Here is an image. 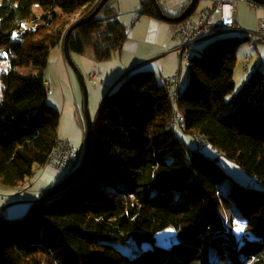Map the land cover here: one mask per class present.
Segmentation results:
<instances>
[{
  "label": "trees",
  "instance_id": "obj_1",
  "mask_svg": "<svg viewBox=\"0 0 264 264\" xmlns=\"http://www.w3.org/2000/svg\"><path fill=\"white\" fill-rule=\"evenodd\" d=\"M100 1L0 0V59L7 63L0 72V187L25 186L63 147L60 112L46 101L44 69L54 47L65 60L71 21L91 14ZM115 1L72 30L71 55L89 51L109 60L122 51L128 35ZM196 6L183 19L196 14ZM140 12L159 18L151 0L141 1ZM249 39L235 34L198 42L174 101L169 77L139 66L128 71L101 102L86 176L27 222L0 223V264H264V188L232 181L222 193L226 175L216 161L225 156L264 186V73L259 64L237 90L233 78L238 49ZM90 73L95 82L98 74ZM206 146L217 155L208 156ZM82 157L38 197L70 177ZM230 205L224 220L220 209ZM167 226L175 235L169 246L133 257L116 246L129 239L151 242Z\"/></svg>",
  "mask_w": 264,
  "mask_h": 264
},
{
  "label": "rangeland",
  "instance_id": "obj_2",
  "mask_svg": "<svg viewBox=\"0 0 264 264\" xmlns=\"http://www.w3.org/2000/svg\"><path fill=\"white\" fill-rule=\"evenodd\" d=\"M130 1L131 0L127 1L126 6L130 5ZM210 1L211 0H199L197 3V6H196V14L198 15V13H197L198 11H200L206 7H209L211 5ZM113 6L115 7V10H116V12H118V14L125 12V10H124L125 4H123V0H116L115 3H113ZM196 14L190 15L189 19L194 20L196 18ZM238 14H239L238 15L239 19L241 21V27H244V28L249 29V30H256V28H257V17L260 15H264V12L262 10L257 11L254 8L250 7L247 3L244 2V3H241L239 5ZM85 17H87V16H85ZM85 17L80 16V15L75 17V19L71 21L70 26L72 24L78 22L79 20L85 18ZM235 34L242 35L244 33H226V34H223L222 36L227 37V36L235 35ZM247 35H250V32H248ZM255 36H256L255 37L256 39H259V37H261L258 35H255ZM261 38L264 41V38L263 37H261ZM204 44H205V42H204ZM259 45H260L259 50L262 49V53H263V67H262V69H263V73H264V43L262 42ZM251 46H252V39L250 38L249 41L244 42L239 47L238 52H237V58H238L237 66L241 63V57H243V55L246 53L249 54L250 57H251V55H252V57H256V55L258 54V51L253 49ZM244 48H247V49H244ZM55 56H56L55 52L50 51L48 58H47V68L44 69V72H45L44 75L46 77L45 79L47 80V82H50L51 84L54 82V84L51 85L53 90L51 89V92L47 94L46 101H47V103H49L50 105H52L56 109H58L60 112V119H59V125H58V135H59L60 139H63L62 137L67 135V139H66L67 141L64 140L61 142H63V144L69 143L75 150H79L78 146L80 143H82V148H83L82 152H84V149H85V112H84V107H83V93H82V90L80 87V83L78 81L76 74L74 73V71L71 69L70 66H68L70 80H68V78L66 77V79L63 78L61 81L58 80V82L56 83V78H55L56 77L55 76L56 70H55L54 64H53V67H54L53 71H51V74L53 73V78L51 76L50 77L47 76L49 74L51 64L53 63L54 59L57 58V57L55 58ZM73 61L76 64L78 70L83 75V78H84V81L86 84V89H87V93H88L87 102H88L89 115H90L92 120L94 119L96 121V119H95L96 115L94 114L93 100H94L95 96L100 93L99 88L101 87L100 84H102V82H100V81H101V79L105 78V73L108 72V74H110V73L114 72L116 69H117V71H120L121 70V64H123V62L120 63V61H118V58L116 55H114L109 60H97V59L93 58L91 52H89V51L84 52V53H74L73 54ZM6 67H7L6 60L0 59V72L2 70H4ZM124 70L125 69H123L122 71H124ZM21 71L24 73H27V72H33L34 70L31 68H22ZM181 71L182 72L180 75V87H183L185 85L187 79H188V72L184 68H182ZM89 72H95L98 74V78L96 79L95 82H91L88 80L87 75ZM240 72H241V70H240ZM250 75H251V73L248 74V77ZM171 77H175L178 81L179 80V72H176ZM234 81H236L235 82V90H237V89H239V87L243 83V76H241L240 74H239V76L236 75ZM69 82H71L72 86ZM0 88H1V83H0ZM74 92H75V100L73 97ZM97 98H99V97H97ZM229 98H230V95H227L226 99H229ZM176 132H177L178 136L187 143L188 146L195 147V140L193 139V137L191 135L181 132L179 130V128H177ZM204 150L207 153V155L210 157H215V155H217L216 151L211 146H206L204 148ZM216 161L219 164V166L223 169V171L226 175L220 183V189H221L222 193H227L228 188H229L230 184L232 183V181H236L238 183L248 185L251 187L264 188V186H262L254 176L246 173V171L243 170L236 162L227 159L223 155H219L218 158L216 159ZM45 168H44V170H45ZM48 168H50V171H53V170L58 171V169H55L51 165H48ZM66 171H67L66 169H64V171L60 170V173H62V172L66 173ZM33 182L34 183L32 185L35 184L34 187H39L41 184L38 181V178L37 179L35 178ZM28 184L25 186H22L19 189H21V191H23L24 189L29 188ZM7 194H10V193H7ZM7 194H4V195H6V196H4L5 201H9L11 198H20L17 196L16 197H10V195H7ZM25 194H31V191H29ZM22 195H24V194H22ZM39 199H40L39 197L36 198L35 201L33 202V204H35V202ZM53 199H56V198H53ZM53 199L51 198V199L43 202L42 205H45V204L51 202ZM230 207H231V205L228 208L222 207L220 209L223 216L226 214L227 210ZM226 218H227V215L224 216V220H226ZM234 221H238V220H234ZM237 228H241L240 221L235 222L236 231H237ZM173 241H175L174 230L171 226H167V227L161 229L158 233H156L154 240H152L151 242H143L141 244H138L135 241H133L132 239H129L128 242H126L125 244L117 243L116 246L126 256H132L133 257V256L137 255L138 253L146 250V249L153 248L154 245L169 246Z\"/></svg>",
  "mask_w": 264,
  "mask_h": 264
},
{
  "label": "crops",
  "instance_id": "obj_3",
  "mask_svg": "<svg viewBox=\"0 0 264 264\" xmlns=\"http://www.w3.org/2000/svg\"><path fill=\"white\" fill-rule=\"evenodd\" d=\"M127 1L123 0V4H125L124 7L125 12L118 14L119 20L126 26L127 35H128L127 39L123 43L122 51L118 55H116L118 61H120V63L123 62V64H121L120 71H117L116 69L114 72L110 74H108L107 72L105 73V78L102 81H100L102 82V84H100L101 87L99 88L100 93L96 95L93 100L95 115L98 112V110H100L101 102L104 99L105 95H107L108 92L126 74L125 72L138 66L140 68H150L154 70V72L161 75L162 78L171 77L176 72H179L178 84L180 87V75L182 72L181 71L182 66L180 61L177 60L178 57L174 49L178 42L177 40H173L170 38L172 23L167 20L160 19V17L157 18L151 15L142 14L140 12L142 0H131L129 6H126ZM250 1H252L254 4L251 5L248 1H244V2L247 3L250 7L254 8L255 10L257 11L262 10L264 12V3L255 0H250ZM244 2H237L235 7L236 19L240 27H241V21L238 16L239 15L238 8L239 5ZM215 16L217 18L219 17L218 11H215ZM261 18H264V15H260L257 17V27H258V20ZM241 28L244 29L246 32H250L249 38L252 39L251 47L256 51H258L256 57H252V55L250 57V55L247 53L244 54L243 57H241V63L238 66L236 61L233 71V78L235 79L236 75L239 76L240 74L241 76H243V81L244 80L246 81V79H248V74L252 73L256 69V67L259 66V64L261 67H263V53H262V49L259 50L260 47L259 44L262 42L264 43V41L262 40L261 37H259V39H256L255 38L256 36L253 35V33L257 31V28L256 30H249L244 27ZM51 52H55L56 54L55 58L56 57L57 58L54 59L53 63L51 64L49 74L47 76L48 77L51 76L53 78V73L51 74V71H53L54 68L53 64H54L56 70L55 71L56 83L58 82V80L61 81L63 78L66 79V77L68 78V80H70L68 65L66 64L65 60L61 56H59L58 47L52 48ZM245 56L247 59V63H244ZM244 68H246L245 72H244ZM123 69L125 70L122 71ZM69 83L71 84V82ZM52 84H54V82ZM73 97L75 100V92L73 93ZM62 138L63 139L61 140H66L67 135L63 136ZM81 148H82V143H80L78 146L80 155H82L83 153L82 152L83 148L82 149ZM46 168L45 170L41 169V172L36 177V179L38 178V181L41 183L39 187H34L35 184L32 185L34 183L33 181L35 177L31 180V182H28L29 188L24 189L23 191H21V189L19 188L8 190L6 188L0 187V208H2L1 211H3L4 216L7 219L13 220L15 218L23 217L28 209V206L31 203H33L36 198H38V195L41 192V190L49 188L50 186L54 185L63 175V172L60 173V170L50 171V168L48 167ZM29 191H31V194H25ZM4 194L10 195V197L17 196L20 198H11L9 201H5L4 196L6 195Z\"/></svg>",
  "mask_w": 264,
  "mask_h": 264
},
{
  "label": "built area",
  "instance_id": "obj_4",
  "mask_svg": "<svg viewBox=\"0 0 264 264\" xmlns=\"http://www.w3.org/2000/svg\"><path fill=\"white\" fill-rule=\"evenodd\" d=\"M244 1H248L251 5L254 4L250 0H212L211 5L198 13V15L196 14L194 20L185 18L172 23L170 38L178 42L174 49L184 69L188 70L190 68V56L198 42L219 38L226 33H248L239 26L235 12L236 3ZM157 2L167 12V15L176 16L190 0H157ZM215 11L219 12L218 18L215 16ZM253 35L264 38V18L258 20L257 31ZM94 77V73L88 74L89 79ZM167 82L174 101L180 91L178 81L175 77H169ZM45 88L47 93L51 92V84L49 82H45ZM98 114L99 110L95 117L96 125ZM177 118L181 120L182 116H177ZM60 144H63V142H60ZM79 160V150H75L69 143H66L63 144V147L61 146L53 151L49 155L47 162L38 169H44L51 165L55 169H66L69 172L76 168ZM27 184L28 182H26Z\"/></svg>",
  "mask_w": 264,
  "mask_h": 264
},
{
  "label": "water",
  "instance_id": "obj_5",
  "mask_svg": "<svg viewBox=\"0 0 264 264\" xmlns=\"http://www.w3.org/2000/svg\"><path fill=\"white\" fill-rule=\"evenodd\" d=\"M106 1L107 0H101L91 14H89L87 17L79 20L78 22L72 24L67 29V31L64 35V40H63V52H64L65 60H66L67 64L71 67V69L74 71V73L76 74L78 81L80 83L82 93H83V107H84V112H85V149L83 152L82 160H81L78 168L74 171V173L70 177H68L65 181H63L59 185L55 186L54 188H52L51 190L46 192L39 200H37L35 202V204L29 210V212L24 217H22L21 219H19L17 221H10V220L3 218L1 216V213H0V223L3 225L13 226V225H19V224H23V223L27 222L28 220H30L34 216L36 210L43 204V202H45L51 198L53 199V198H57L59 196L64 195L66 192H68L71 188H73L78 182H80L86 176L87 172L89 171V169L91 167L92 161L94 159L95 147H96V135H95L96 123H95V120L94 119L92 120L90 115H89L88 102H87L88 93H87V89H86V84H85L83 75L78 70L76 64L74 63V61L72 59V55H71V52H70L69 47H68V37H69V34L72 32L73 29H75L77 26L83 24L84 22H86L87 20L92 18L96 14L97 10ZM255 1L264 3V0H255ZM151 2L155 8V11L158 14V17L172 22V21H179V20L183 19L185 16H187L188 14H190L191 11L196 6L198 0H191L190 3L188 4V6L185 8V10L179 16H176V17H170L167 14H165V12L162 10L161 6L158 4L157 0H151ZM128 71H130V70H128ZM127 72H125V73H127ZM1 209L2 208H0V211H1Z\"/></svg>",
  "mask_w": 264,
  "mask_h": 264
},
{
  "label": "snow or ice",
  "instance_id": "obj_6",
  "mask_svg": "<svg viewBox=\"0 0 264 264\" xmlns=\"http://www.w3.org/2000/svg\"><path fill=\"white\" fill-rule=\"evenodd\" d=\"M13 36L15 37L16 36V33H13ZM3 55H6V54H3ZM242 228H237V231H241Z\"/></svg>",
  "mask_w": 264,
  "mask_h": 264
},
{
  "label": "flooded vegetation",
  "instance_id": "obj_7",
  "mask_svg": "<svg viewBox=\"0 0 264 264\" xmlns=\"http://www.w3.org/2000/svg\"><path fill=\"white\" fill-rule=\"evenodd\" d=\"M80 157H81V155H80Z\"/></svg>",
  "mask_w": 264,
  "mask_h": 264
}]
</instances>
